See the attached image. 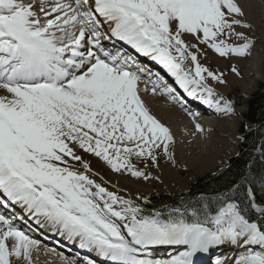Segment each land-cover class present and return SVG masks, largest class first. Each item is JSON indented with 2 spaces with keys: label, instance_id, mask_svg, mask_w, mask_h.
Masks as SVG:
<instances>
[{
  "label": "snow or ice",
  "instance_id": "6c2138e0",
  "mask_svg": "<svg viewBox=\"0 0 264 264\" xmlns=\"http://www.w3.org/2000/svg\"><path fill=\"white\" fill-rule=\"evenodd\" d=\"M238 27L253 28L239 0H0V207L20 206L36 225L109 264H196L198 254L224 244L238 250L231 264H264V196L256 194L257 183L264 191V169L254 175L249 165L223 190L146 211L98 183L80 154L145 180L152 177L134 157L156 166L158 151L174 159L172 131L141 96L151 69L140 56L161 65L189 97L238 115L208 82L224 85V74L198 59L199 44L221 57L249 58L256 41ZM231 72L242 76L236 66ZM155 76L144 92L155 95L163 84V94L184 102ZM195 129L205 131L200 123ZM259 151L264 161V145ZM17 220L24 216L0 212V264H35L41 241ZM158 246L183 250L152 258Z\"/></svg>",
  "mask_w": 264,
  "mask_h": 264
},
{
  "label": "bare ground",
  "instance_id": "6f19581e",
  "mask_svg": "<svg viewBox=\"0 0 264 264\" xmlns=\"http://www.w3.org/2000/svg\"><path fill=\"white\" fill-rule=\"evenodd\" d=\"M239 3L245 10L246 19L253 24L251 30L242 27L237 28V31L245 32L246 35L256 41L250 57L247 59L235 56L221 57L206 45H198L201 49V53L198 55L200 63L218 74L223 73L227 79V83L224 85H219L211 79L208 81L209 84L216 89L219 95L233 102L238 115L225 116L216 111V113L211 112L210 109H203L198 115H195L194 109H201L199 103L181 94L175 79L161 65L150 63L148 58L140 56L139 59L143 66H145L144 63H147L145 67L151 69L152 75L151 79L147 78L145 85H140L141 96L145 100L151 114L156 116L157 119L172 131L175 142L170 148L174 159H169L162 151H160V154L157 152L158 166L152 164L151 161L133 158L132 163L140 170L149 173L152 177L145 180L134 177L127 171L122 173L110 171V169L105 167V163L102 160L96 157L92 159L89 155L82 154L81 151L80 154L92 165L93 172L99 173L98 176H93L98 183L104 184L109 191L117 192L118 195L124 198L138 202L157 191L171 194L182 192L186 186L191 184L195 177L207 171L214 172V170H217L221 166H225L229 157L236 154L241 143V137L238 132L240 120L237 117L244 111L241 106L235 105L237 99L233 97V93L239 88L244 100L246 103L248 102V96L253 93L260 81L261 77H259L256 70L260 68L261 58L264 56V0H239ZM185 40L189 44H198V41L190 35H186ZM231 42L241 44L244 41L233 38ZM128 51L131 52L132 50L128 49ZM192 51H196V49H192ZM191 66L190 61L186 63V67ZM232 66L240 69L241 77H237L231 72ZM155 73L163 76L167 83L176 89V94L183 98V103L163 94L161 91L164 87L163 84L157 89L155 95L150 91H143L145 86L148 89L153 87L151 81L156 79ZM196 123L203 125L205 129L203 133L196 131ZM145 164L148 166L145 167ZM101 177H103V180H101ZM155 177H159V179ZM43 227L50 228L48 225ZM35 230L32 234L35 238H38L37 232L39 231ZM71 242L79 245L78 241ZM61 245L62 248H66L65 243H61ZM69 246L71 247V245ZM222 246L226 248L219 254H216L218 255V260L225 261V264H231V259L236 255L238 250L235 246L229 244L220 245V247ZM70 247L68 250L76 253V249H71ZM158 248L162 247H157L155 251ZM179 250L183 249L180 248ZM58 254L40 252L38 257H35L34 254L35 264H65V261ZM207 254L208 252L200 253L197 257L207 260ZM156 255L159 254L156 253ZM77 260L75 259L74 261ZM69 261L72 260L69 259ZM75 264L78 263L75 262Z\"/></svg>",
  "mask_w": 264,
  "mask_h": 264
},
{
  "label": "trees",
  "instance_id": "16d2710c",
  "mask_svg": "<svg viewBox=\"0 0 264 264\" xmlns=\"http://www.w3.org/2000/svg\"><path fill=\"white\" fill-rule=\"evenodd\" d=\"M246 121L248 125H244L241 129L243 132L242 147L238 156L230 160L228 168L216 174L199 178L186 195L159 194L154 196L148 200L150 202L147 203L148 206L161 210L195 199L199 194H214L213 190L225 189L229 182L236 179L240 173L248 172L249 165L255 169L254 175L260 174L264 169V161L261 160L259 151L264 145V82L261 84L260 91L248 103ZM256 194L258 197L264 196V191L260 190L259 183L256 185Z\"/></svg>",
  "mask_w": 264,
  "mask_h": 264
},
{
  "label": "rangeland",
  "instance_id": "374dc122",
  "mask_svg": "<svg viewBox=\"0 0 264 264\" xmlns=\"http://www.w3.org/2000/svg\"><path fill=\"white\" fill-rule=\"evenodd\" d=\"M256 71H258L259 72V74L261 75L260 77H261V79L263 80V74H264V62L262 61V58H261V66H260V68L258 69V70H256ZM255 75H256V72H255ZM261 83V80H260V82H258V85L255 87V90L253 91V93L252 94H250L248 97H249V100L254 96V94L258 91V89L260 88V86H259V84ZM238 93V94H237ZM234 95H233V97H235L236 98V96H235V94H237V97H238V99H239V101H240V103H242L241 105H239V106H241L242 107V109H243V113L241 114V115H239L237 118H239V130H238V132H239V134L241 135V132H240V126H241V124H243V123H246V120H245V118H246V114H247V112H248V105H247V103L244 101V97H243V95L241 94V92H240V89L238 88L237 90H235L234 91V93H233ZM241 96V97H240ZM237 99V98H236ZM237 102H238V100H237ZM237 104V103H236ZM235 104V105H236ZM236 106H238V105H236ZM158 153L160 154V151H158ZM82 154H83V152H82ZM84 154H87V155H89L92 159L93 158H95L94 156H92L91 154H88V153H84ZM135 158V157H134ZM231 158V157H230ZM229 158V159H230ZM137 159V158H136ZM137 160H139V159H137ZM92 161V160H91ZM228 162H229V160H228ZM228 162L225 164V166L228 164ZM106 165V164H105ZM225 166H221L220 168H218L217 170H214V172H216V171H218L219 169H221V168H223V167H225ZM107 167V166H106ZM210 173H213V171L211 172H206V173H204V174H201L200 176H197V177H195V179L192 181V183L191 184H193L198 178H200V177H204V176H206L207 174H210ZM204 175V176H203ZM190 185V184H189ZM188 185V186H189ZM188 186H186V188H185V190H187V189H189V187ZM184 190V191H185ZM183 192V191H182ZM159 193H165V194H171V193H166V192H161V191H157V192H154V193H152V194H150V195H148L146 198H149V197H151V196H154V195H157V194H159ZM180 193V192H179ZM172 194H174V193H172ZM175 194H177V193H175ZM145 199V198H144ZM144 199H142V204H143V201H144Z\"/></svg>",
  "mask_w": 264,
  "mask_h": 264
}]
</instances>
